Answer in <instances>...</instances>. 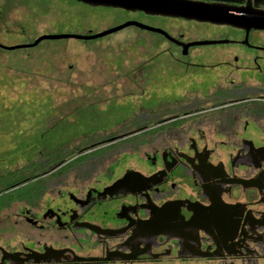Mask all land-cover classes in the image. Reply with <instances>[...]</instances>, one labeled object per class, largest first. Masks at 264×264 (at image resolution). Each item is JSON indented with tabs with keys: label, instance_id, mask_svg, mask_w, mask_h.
I'll use <instances>...</instances> for the list:
<instances>
[{
	"label": "flooded vegetation",
	"instance_id": "1",
	"mask_svg": "<svg viewBox=\"0 0 264 264\" xmlns=\"http://www.w3.org/2000/svg\"><path fill=\"white\" fill-rule=\"evenodd\" d=\"M130 12L163 32L130 25L142 54L122 85L151 86L160 103L138 128L120 112L93 132L122 134L74 136L58 147L84 151L0 188V264H264V29ZM149 141L117 171L118 157H82Z\"/></svg>",
	"mask_w": 264,
	"mask_h": 264
},
{
	"label": "rangeland",
	"instance_id": "2",
	"mask_svg": "<svg viewBox=\"0 0 264 264\" xmlns=\"http://www.w3.org/2000/svg\"><path fill=\"white\" fill-rule=\"evenodd\" d=\"M132 16L141 18L138 12L77 0H0V43H31L43 34L97 33ZM136 36L137 30L128 26L94 39H44L35 46L0 48V180L20 170L25 173L34 163L46 166L49 156L44 148H59L74 136L114 126L121 121L120 112L131 115L132 129L142 124L135 121L142 113L140 109L155 107L159 100L151 97V86L143 91L137 85H122L126 73L141 59L142 51L133 41ZM147 66L154 71L153 65ZM105 97L111 100H102ZM143 121L147 123V118ZM99 134L108 137L122 133ZM117 145L96 148L86 157H118L113 165L117 171L137 164L136 151L143 155L152 147L150 141L140 149ZM74 162L67 164L64 172L71 173L67 168ZM48 179L26 186L39 188Z\"/></svg>",
	"mask_w": 264,
	"mask_h": 264
},
{
	"label": "water",
	"instance_id": "3",
	"mask_svg": "<svg viewBox=\"0 0 264 264\" xmlns=\"http://www.w3.org/2000/svg\"><path fill=\"white\" fill-rule=\"evenodd\" d=\"M91 6L122 8L129 11H144L148 14L183 17L197 21L227 24L250 30L264 29V8L254 6L250 1L238 5L224 1L208 0H77ZM130 25L162 31L161 28L146 25L142 22L129 20L119 25L104 29L97 33L75 34L56 33L43 34L31 43L10 45L8 49L35 46L44 39L80 38L94 39L119 31Z\"/></svg>",
	"mask_w": 264,
	"mask_h": 264
},
{
	"label": "trees",
	"instance_id": "4",
	"mask_svg": "<svg viewBox=\"0 0 264 264\" xmlns=\"http://www.w3.org/2000/svg\"><path fill=\"white\" fill-rule=\"evenodd\" d=\"M149 108V107H148ZM153 108V107H151ZM83 136H90L93 135L94 137H92L93 141H98L101 142L103 139H106V137L104 136V134H99V132L96 133H83ZM103 135V136H102ZM114 136L118 135V134H112ZM96 136V137H95ZM45 152L47 153V155L49 156L50 160L47 162V164H45L46 166H39L40 162L32 164V176H36L37 174H42L44 169L50 170L52 169V162L54 160H56L57 158L59 159V157H64V158H70L72 156H74L77 153H80L82 151H84L85 149H75V148H64V149H59V148H54V147H46L44 148ZM89 156L88 154L83 155L82 157H86ZM38 166L40 168H38ZM24 176V175H23ZM20 178H22V175L19 173H13V175H11L10 177L8 176L7 178H4L2 180H0V187H5L6 185H9L10 183H15L17 180H19ZM25 188H30V186H25Z\"/></svg>",
	"mask_w": 264,
	"mask_h": 264
}]
</instances>
